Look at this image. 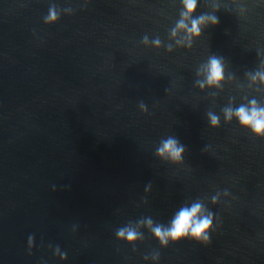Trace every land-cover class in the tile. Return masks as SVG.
Here are the masks:
<instances>
[{"label": "water", "instance_id": "95a60500", "mask_svg": "<svg viewBox=\"0 0 264 264\" xmlns=\"http://www.w3.org/2000/svg\"><path fill=\"white\" fill-rule=\"evenodd\" d=\"M204 13L197 38L184 0H0V264H264V138L224 113L264 106V0ZM169 136L180 163L157 155ZM195 202L210 243L161 247L147 219Z\"/></svg>", "mask_w": 264, "mask_h": 264}, {"label": "clouds", "instance_id": "9594fccd", "mask_svg": "<svg viewBox=\"0 0 264 264\" xmlns=\"http://www.w3.org/2000/svg\"><path fill=\"white\" fill-rule=\"evenodd\" d=\"M184 8L186 13L191 18V31L198 38L201 35V25L210 23L217 25L219 20L216 15L209 16L207 13L199 16L192 15L197 9V0H184ZM57 19L55 11L49 10V16L45 22H54ZM178 26L187 27L184 21H178ZM144 42L147 43V37H144ZM158 44L159 41H154ZM258 76L264 79V73L258 72ZM224 79V59L216 55H211L207 62V77L206 82L209 86H219ZM200 87H204V82H198ZM140 107L143 111H147L146 105L141 102ZM225 119L231 121L233 117L238 120L239 125L247 128L257 137L264 138V106H260L255 100H250L247 104H241L237 107H228L224 109ZM208 121L211 127H219L220 120L217 115L212 112L207 113ZM185 146L182 145L177 138L169 136L161 142V146L157 149V155L161 157L167 155V158L172 163H180L183 161ZM217 197L212 198V203H217ZM214 216L200 202H195L190 205L181 206L176 211L170 220L165 225L154 223L151 218L146 221L151 234L159 241L161 247H167L169 242H178L183 239H191L202 244L210 243V232L213 230ZM143 234H138L135 230L128 227H121L116 231V237L120 240H126L130 244H134L138 237ZM31 240V237L29 238ZM159 258V253L152 256L153 260ZM148 259V257H145Z\"/></svg>", "mask_w": 264, "mask_h": 264}]
</instances>
